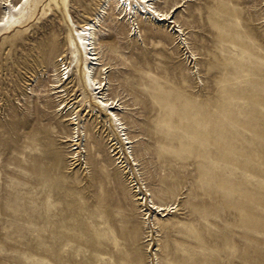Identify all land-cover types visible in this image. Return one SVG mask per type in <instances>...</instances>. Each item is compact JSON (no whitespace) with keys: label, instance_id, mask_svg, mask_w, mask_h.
<instances>
[{"label":"rangeland","instance_id":"obj_1","mask_svg":"<svg viewBox=\"0 0 264 264\" xmlns=\"http://www.w3.org/2000/svg\"><path fill=\"white\" fill-rule=\"evenodd\" d=\"M128 1L29 0L0 26V264H264V0H153L165 21ZM97 15L127 135L84 82Z\"/></svg>","mask_w":264,"mask_h":264},{"label":"bare ground","instance_id":"obj_2","mask_svg":"<svg viewBox=\"0 0 264 264\" xmlns=\"http://www.w3.org/2000/svg\"><path fill=\"white\" fill-rule=\"evenodd\" d=\"M115 1V7L119 6V13L118 14H123V17L125 18H130L132 19L134 16H136L137 11L133 10V13L131 12L132 7L135 6V3H131L128 0H114ZM153 0H143L144 3H147L148 8L143 6V8L147 11L144 13H147L148 16H153V18L157 19L158 21H165L168 16H169V11H164V10H159L152 4ZM29 0H18V1H13V0H0V4L3 5V10L0 15V26L5 25L10 17L13 16L15 13H21L22 10H24L28 4ZM178 7V4H176ZM123 6V7H122ZM176 7V6H174ZM141 8V7H140ZM128 9V12H127ZM169 19H172V16L169 17ZM171 21V20H170ZM172 22H175L173 20ZM100 17L97 15L93 20L85 22L81 25V27L77 30L78 32V41L77 43L79 44L80 48L83 51V55L85 58V64H84V82L86 84V81L89 82V85L92 87L97 94H100L98 97L100 100H98V106L100 108L108 107L109 111V119L113 120L117 128L120 129V132H123L124 135H127L124 131L126 130L125 124L121 121V118L118 117V114L113 111V109L118 110L120 108V104L118 103L119 100H116L115 98H105V92L106 90L109 89V80L107 76L102 77L103 72H99L102 69H105L101 63H100V57L98 56L99 53L97 52V32L100 31ZM179 30L183 33V30L180 28V25H178ZM66 67H64L63 70H65ZM99 70V71H98ZM104 70V71H105ZM60 74H57V77L55 78V85L53 86V89L61 88L65 85L66 80L69 78V75H66L65 77H62ZM65 79V81H63ZM65 90V89H64ZM64 90H59L58 92H62ZM69 104V103H68ZM67 104V105H68ZM67 105H64L62 108L66 109V116L68 117L67 120L70 121V125L74 126L77 122H75L76 116L73 117V114L75 113V108L74 104H72L70 107ZM70 111V112H69ZM78 135H77V128L72 127L71 132L69 135L65 137V141L73 143V145L77 144L78 141ZM108 138H111V141H113L112 134L108 135ZM126 141L125 144H130L132 145L134 140L133 138H130L129 136L125 137ZM131 148V146H129ZM77 149V147L75 148ZM74 149V150H75ZM57 158V154L54 153L53 159ZM136 184V183H135ZM141 199V197L137 198ZM151 208L155 209V211H161L162 214L169 210V205H162V204H157L153 201H151ZM165 215V214H164Z\"/></svg>","mask_w":264,"mask_h":264}]
</instances>
